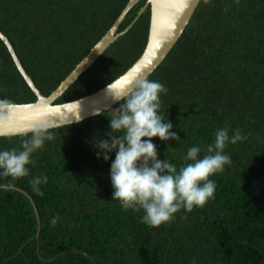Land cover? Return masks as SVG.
Returning a JSON list of instances; mask_svg holds the SVG:
<instances>
[{"label":"trees","instance_id":"obj_1","mask_svg":"<svg viewBox=\"0 0 264 264\" xmlns=\"http://www.w3.org/2000/svg\"><path fill=\"white\" fill-rule=\"evenodd\" d=\"M128 1L0 0V32L48 97ZM145 4L130 10L119 31ZM149 23L148 7L55 104L91 95L130 69L146 46ZM148 79L167 88L160 111L181 140L153 138L159 159L179 167L190 147L206 148L224 127L246 136L226 147L232 162L211 177L214 199L158 228L112 201L115 153L108 162L97 159L92 141L110 131L107 117L121 100L110 111L52 129L54 139L32 156L30 176L0 191V264H264V0H201ZM36 100L0 40V105ZM30 135L2 137L0 150H19ZM40 175L48 177L43 195L29 184Z\"/></svg>","mask_w":264,"mask_h":264},{"label":"clouds","instance_id":"obj_2","mask_svg":"<svg viewBox=\"0 0 264 264\" xmlns=\"http://www.w3.org/2000/svg\"><path fill=\"white\" fill-rule=\"evenodd\" d=\"M130 84L134 86L129 89ZM167 91L164 84L147 76L134 81L125 78L122 88L113 95L123 102L107 117L110 131L92 141L97 159L108 162L115 153L109 170L112 201H118L126 211L142 212L141 220L150 228L170 223L181 210L191 212L214 199L216 184L211 177L223 173L232 162L225 153L226 147L246 139L240 129L224 127L216 130L214 141L206 148L190 147L179 167L166 158L159 159L153 138L181 141L172 131L173 124L160 111L161 96ZM53 127L47 122L38 123L29 130L30 138L21 142L19 150H0V179L7 181L0 183V191H12L15 181L30 176V166L35 165L32 156L46 141L54 139ZM47 183L46 175L29 180L38 195H43L41 185ZM58 220L59 217L53 218V226Z\"/></svg>","mask_w":264,"mask_h":264},{"label":"water","instance_id":"obj_3","mask_svg":"<svg viewBox=\"0 0 264 264\" xmlns=\"http://www.w3.org/2000/svg\"><path fill=\"white\" fill-rule=\"evenodd\" d=\"M141 0H129L111 28L95 44L82 61L71 71L64 81L48 96L44 97L36 89L27 75L14 48L7 37L0 32V40L7 48L15 67L27 86L36 96L30 104L0 105V138L31 134L30 129L42 122L60 128L76 124L110 111L120 101L113 95L123 86L125 78L134 81L141 76H151L169 55L182 33L190 23L201 0H146L136 19L125 30L119 27L130 10ZM150 8V23L147 43L143 53L134 65L105 88L76 101L56 105L60 98L121 36L133 26L141 14ZM133 84L128 85L130 89Z\"/></svg>","mask_w":264,"mask_h":264},{"label":"bare ground","instance_id":"obj_4","mask_svg":"<svg viewBox=\"0 0 264 264\" xmlns=\"http://www.w3.org/2000/svg\"><path fill=\"white\" fill-rule=\"evenodd\" d=\"M176 45V44H175ZM174 48V47H173ZM15 137V136H14Z\"/></svg>","mask_w":264,"mask_h":264}]
</instances>
